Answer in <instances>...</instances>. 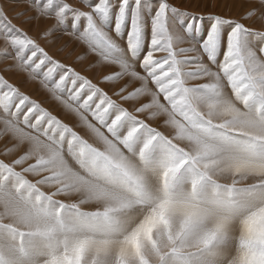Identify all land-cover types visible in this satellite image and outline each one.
Masks as SVG:
<instances>
[{
	"label": "snow or ice",
	"instance_id": "snow-or-ice-1",
	"mask_svg": "<svg viewBox=\"0 0 264 264\" xmlns=\"http://www.w3.org/2000/svg\"><path fill=\"white\" fill-rule=\"evenodd\" d=\"M21 2L0 5V59L76 125L0 75L2 155L19 153L0 159V264H264V31L170 0ZM255 2L244 19H264ZM22 18L53 23L33 37ZM63 36L111 94L72 67L53 78L40 41Z\"/></svg>",
	"mask_w": 264,
	"mask_h": 264
},
{
	"label": "rangeland",
	"instance_id": "rangeland-1",
	"mask_svg": "<svg viewBox=\"0 0 264 264\" xmlns=\"http://www.w3.org/2000/svg\"><path fill=\"white\" fill-rule=\"evenodd\" d=\"M249 1L254 2L255 0H170V3L173 4L176 8H178L181 12H187L189 14L191 13V14L204 15V16H207L208 14H216V15H220L225 19L244 23L246 27L251 28L254 31H264V19L258 17L254 19L253 17L256 16H253L252 18H250V20H248L250 22H255L256 23L255 25L257 27L262 28V29H258L257 27H255V25L247 24L246 20L243 18L244 14L248 11V9L250 10V8L255 7L252 6L248 8H243L244 6L243 4ZM66 2L71 4L72 7L79 8L82 11L89 10L85 7V3H83L82 0H66ZM0 5H2L3 8L7 11L9 18H13L17 12L21 11L25 7V5L21 2V0H0ZM240 6L241 8H238ZM241 9H245L246 12L241 14L240 11ZM13 23L27 30L31 36L39 37L40 34L43 32V30L48 26H50L53 23V21L42 19L39 21H33L30 24H24L22 18L20 20L13 19ZM179 31H180L179 28H177V32ZM181 35L183 34L181 33ZM183 41L186 44L180 41L175 42V48L177 51L181 48L187 49L192 46L191 42L187 39V37H185ZM40 43L41 46L45 47L46 51L49 52V55L52 56L53 59L59 61L61 64L65 66L64 69H57L56 72L53 73V78L55 80H58L60 75L63 74V72L66 71L68 67H72L73 69H75V71L91 79L93 83L97 84L99 87L105 88V90H108L109 94H111L109 87L101 83L104 73V69L100 68L102 66L94 69L92 67L93 63L90 62L88 59H86L84 56H82L80 53L83 49L85 51L88 50L87 45L83 43L82 44L74 43L73 45H68L65 36L59 37L55 43H46L43 40H41ZM181 43L182 45L184 44L183 47L180 46ZM64 45H67V47H64ZM3 46H4L3 42L0 41V48H3ZM158 55L162 56L164 54L159 53ZM95 58H97V56ZM98 59L99 58H97V60ZM13 63L14 61L10 59L9 60L0 59V75H3L6 79L9 80L10 83L19 87L21 92H23L25 95H28L32 100H35L37 103L41 104L42 107L49 110L53 115L57 116L62 121L63 119L71 115L66 113L65 109L60 103L52 102L49 96V92L40 84L39 79L36 80L29 79L27 75L23 73H18V75H15L14 79H12L11 77L15 72L9 71L8 68ZM49 66L51 65L48 64L45 66H41V69H39L38 72L42 73L47 71V67ZM7 74L9 75V77ZM28 82H33L35 84V88H27L26 87L27 85L25 84ZM67 87L68 88L71 87L70 82L67 84ZM37 88L41 89V95L37 94ZM141 102L143 101L142 100L138 101L137 104ZM124 106L131 108V105L128 103H124ZM145 116H146L145 114H141L140 118H144ZM73 119L76 118L73 117ZM6 143H7L6 139H0V159H4L5 161L7 160L6 162H10L13 158H15V156H18L19 153L18 152L13 153L9 157L10 159L8 157L5 159V156H3L2 153L4 151ZM29 178L33 179L32 177ZM61 199H65V198L61 197Z\"/></svg>",
	"mask_w": 264,
	"mask_h": 264
},
{
	"label": "bare ground",
	"instance_id": "bare-ground-1",
	"mask_svg": "<svg viewBox=\"0 0 264 264\" xmlns=\"http://www.w3.org/2000/svg\"><path fill=\"white\" fill-rule=\"evenodd\" d=\"M241 2V1H240ZM245 2V1H244ZM244 6H243V8H248V7H252V6H257L256 5V2L254 1V2H246V3H244L243 4ZM214 6V5H213ZM238 8H241V6L240 7H238ZM250 9H252V8H250ZM239 10V9H238ZM249 10V9H248ZM241 11V14L242 13H244V12H246V10L245 9H241L240 10ZM191 14V13H190ZM254 19H256L257 18V16L256 17H253ZM246 20V23L247 24H252V25H255L256 23L255 22H250V21H248V20H250V19H245ZM251 25V26H252ZM253 27V26H252ZM255 27H257L256 25H255ZM258 29H262V28H259V27H257ZM65 38H66V40H67V43H68V45H73L74 43H78V44H82V43H80L79 41H76L75 39H73V38H71V37H68V36H65ZM184 42V41H183ZM178 43V42H177ZM185 43V42H184ZM186 44V43H185ZM184 45V44H183ZM183 45H182V43H181V47H183ZM191 46V45H190ZM189 46V47H190ZM179 47V46H178ZM179 49V48H178ZM179 51V50H178ZM81 55L82 56H84L86 59H88L90 62H94V61H98L97 60V58H95L96 56L93 54V53H91L90 51H88V50H82L81 52ZM101 69H104V66H102V67H100ZM8 75V74H7ZM15 75H18V73L17 72H15L13 75H12V79H14V76ZM8 77H9V75H8ZM200 82H202V81H198V82H194V83H200ZM25 85H27L26 87L27 88H35V84L33 83V82H28V83H26ZM37 94L38 95H41V89H39V88H37ZM49 96H50V98H51V100H52V102L53 103H58L57 101H55L53 98H52V96H51V94L49 93ZM147 98H143V102L146 100ZM139 104V103H138ZM145 115H147V114H145ZM73 115H70V116H68V117H66L65 119H63V122H65V123H68V124H70V126H75L76 125V119H73V117H72ZM157 124H159V120H157V121H155V122H153V126H156ZM77 131H83L82 129H76ZM11 155H9V156H6L5 157V159L8 157H10ZM10 159V158H9ZM7 161V160H6ZM10 161V160H9Z\"/></svg>",
	"mask_w": 264,
	"mask_h": 264
}]
</instances>
